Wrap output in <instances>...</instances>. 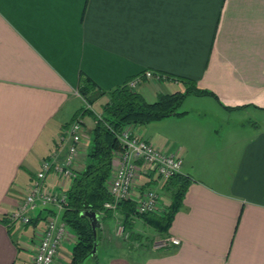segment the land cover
Masks as SVG:
<instances>
[{"label": "crops", "instance_id": "1", "mask_svg": "<svg viewBox=\"0 0 264 264\" xmlns=\"http://www.w3.org/2000/svg\"><path fill=\"white\" fill-rule=\"evenodd\" d=\"M145 70L193 78L213 96L187 95L182 114L131 128L175 153L179 172L192 179L167 229L179 243L147 252L138 264H264V119L238 121L247 109L264 115V0H0V264H30L52 213L51 205L37 207L26 213L32 222L9 231L1 221L41 160L63 161L64 130L84 104L79 77L108 90ZM180 90L173 80H144L135 89L146 101ZM105 100L92 103L94 114ZM79 117L86 135L74 171L83 167L94 123ZM43 183L65 191L70 181L48 172ZM96 217L97 242L119 251L123 245L109 240L114 216ZM137 219L154 233L138 217L133 225ZM73 241L67 231L53 264L69 263Z\"/></svg>", "mask_w": 264, "mask_h": 264}, {"label": "trees", "instance_id": "2", "mask_svg": "<svg viewBox=\"0 0 264 264\" xmlns=\"http://www.w3.org/2000/svg\"><path fill=\"white\" fill-rule=\"evenodd\" d=\"M165 77L167 80L180 83L182 90L159 92L152 101H146L140 93L127 87V80L108 90H101L88 77H79L76 91L85 104L90 106L101 96H105L106 100L98 114H94L91 109L82 105L73 116L87 115L94 123L88 130L83 167L75 171L69 186L64 191L65 199L59 213V220L74 238L68 264H79L85 256L89 255L96 241V228L93 236L89 219L83 212H94L100 215V218L112 215V212L104 209L102 204L112 199L107 184L113 167L114 152L120 148L117 134L121 129L127 125H143L182 114L183 111L179 110V107L187 95L213 96L210 91L197 88L193 78L175 75H165ZM191 180L188 174L181 172L171 175L157 190L161 196H164L166 202H162L158 209L151 213L137 214L134 211L135 202L132 198L117 201V213L124 231L129 234V239L138 238L134 235L136 233L131 231L133 219L136 217L142 219L161 237H167L171 219L179 209L184 192ZM150 182L151 180L147 181L139 188L150 186ZM1 221L9 231L7 218ZM29 222L32 220L29 219ZM169 249H171L170 246H165L155 250Z\"/></svg>", "mask_w": 264, "mask_h": 264}, {"label": "built area", "instance_id": "3", "mask_svg": "<svg viewBox=\"0 0 264 264\" xmlns=\"http://www.w3.org/2000/svg\"><path fill=\"white\" fill-rule=\"evenodd\" d=\"M144 80L159 82L167 80V78L165 75L145 70L129 78L126 85L135 90L138 84ZM132 127L124 126L117 134L120 148L114 152L116 161L107 184L112 199L102 204V207L111 211L115 218L114 235L122 238H127L128 232L124 231L119 219L117 201L134 199V211L137 214L154 212L161 204L157 189L150 186L139 188V185L134 183L135 178L140 176L144 182L155 178L158 185H162L171 175L179 172L181 163L175 153L158 149L150 142L132 134ZM64 131L69 138V144L63 161L56 163L50 159L41 160L30 181L28 190L22 196L18 206L5 215L8 223L16 228L29 223L27 212L33 211L37 207L45 208L48 205L53 207L52 213L44 219L30 264H53L60 243L67 232L65 225L60 220L57 222L65 199L64 191H50L43 183L48 172H52L57 178L69 181L75 174L72 165L77 147L86 135L80 117L75 116ZM178 243L177 238L167 236L154 241L151 248L175 246Z\"/></svg>", "mask_w": 264, "mask_h": 264}, {"label": "rangeland", "instance_id": "4", "mask_svg": "<svg viewBox=\"0 0 264 264\" xmlns=\"http://www.w3.org/2000/svg\"><path fill=\"white\" fill-rule=\"evenodd\" d=\"M190 99H194V98H190ZM83 105L90 109L91 105L88 106L87 104H85V102ZM187 106H189V104H186V107ZM95 107H97V105H95ZM183 108H185V102L181 103L179 110H182ZM238 115H239L238 121H242L243 123H245V125L249 123L252 124V122H256V121L260 122L261 119H264V115L261 112L255 111L253 109H247L241 111ZM257 128L259 127L257 126ZM215 132L219 134V132H221V127L219 126L216 127ZM153 188L156 189V187ZM58 218L59 217H57V222L59 220ZM140 223L141 221L139 219L135 220V224L131 228V231H134V233H136L134 235L135 237H138L137 239L134 240L129 239V234L127 238H122L120 236L118 237L113 235L112 238L109 239L110 241L117 242L119 245L120 244L123 245L121 246V249H119V251L113 250L112 248L108 247V245L98 243L97 241L99 239L97 237L98 234L96 232L95 244L98 243L96 245L97 248H95L94 253L92 255L85 256L81 260L80 264H108L109 257L114 255L123 256L124 258L129 260L131 264H138V262H140L145 257L147 252L149 251L151 252L155 250L151 248L153 242L163 238L154 230L153 233L148 231L146 228L143 229V226H141ZM114 227H115V222H113L111 226V230L113 231V233H114Z\"/></svg>", "mask_w": 264, "mask_h": 264}, {"label": "water", "instance_id": "5", "mask_svg": "<svg viewBox=\"0 0 264 264\" xmlns=\"http://www.w3.org/2000/svg\"><path fill=\"white\" fill-rule=\"evenodd\" d=\"M83 214L88 217L90 228H91V231H92L93 236H94V230H95V228L98 227V220L96 217L97 214L94 212H83ZM94 250H95V243L92 245L89 254L92 255L94 253Z\"/></svg>", "mask_w": 264, "mask_h": 264}]
</instances>
